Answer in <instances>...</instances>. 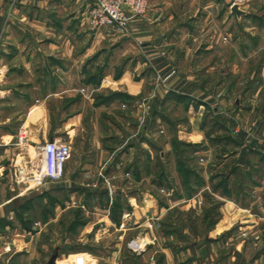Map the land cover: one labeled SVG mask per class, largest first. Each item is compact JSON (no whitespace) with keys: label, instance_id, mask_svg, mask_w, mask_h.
<instances>
[{"label":"crops","instance_id":"crops-1","mask_svg":"<svg viewBox=\"0 0 264 264\" xmlns=\"http://www.w3.org/2000/svg\"><path fill=\"white\" fill-rule=\"evenodd\" d=\"M223 1L230 2L206 3ZM151 2L149 19L132 24L133 42L115 43L110 50L106 40L111 36L87 26L93 0H0V21L8 41L0 64V103H11L14 97L29 103L23 108L13 103L0 106V229H5L0 230V242L9 249L17 244L31 248L14 252L21 264H44L45 260L50 264L55 254V264H70L71 260L75 264H128L124 246L133 241L148 245L140 255L131 254L134 264H264V253L224 249L230 242L240 243L239 229L250 230L263 223L264 214L255 213V203L242 205L232 195L210 189L219 172L228 190L238 186L250 197L262 195L264 63H259L257 73L231 80L221 93L218 47L197 46L190 62L187 44L172 41L187 29H167L176 17L169 7L171 0ZM250 15L262 18L243 12V17ZM186 26L193 32V26ZM162 36L167 38L161 41ZM112 51L121 59L133 54L120 74L107 64ZM198 52L213 58L204 74L206 80L198 66L203 58ZM229 62L231 68L223 79L241 77L243 70L234 56ZM15 82L33 86L30 89L37 96L6 86ZM60 84L66 85L65 92L58 90ZM82 87L86 92L93 88L98 95H86L80 91ZM64 96L70 99V114L55 125L49 101ZM175 100L185 102V120L166 130L160 123L162 119L172 121L167 110L171 103L181 105ZM87 115L96 118L88 121ZM163 129L169 135H163ZM22 130L28 133L27 145L18 142ZM60 139L72 147L64 179L32 181L43 167L42 147ZM174 139L198 146L193 157L201 166L199 177L205 187L194 194L196 198L184 191L174 195L176 187L166 188L177 178L168 172L162 175L161 190L166 194H156L153 163L156 158L167 162ZM205 191L222 202V215L207 236L188 240L202 243L204 239L208 249L168 246L171 238L160 235L159 225L192 201L197 202L201 216ZM60 192L71 197L64 206L59 203ZM115 205H122L117 221ZM71 209L77 211L81 224L77 235L65 237L70 250L55 251L49 258L48 251H36V245L47 236L44 229H52L61 214ZM258 209L264 212L261 204ZM6 255L8 252L0 255V260Z\"/></svg>","mask_w":264,"mask_h":264},{"label":"rangeland","instance_id":"rangeland-1","mask_svg":"<svg viewBox=\"0 0 264 264\" xmlns=\"http://www.w3.org/2000/svg\"><path fill=\"white\" fill-rule=\"evenodd\" d=\"M149 1L150 8H152V2L151 0ZM206 1L207 0H189L186 3L185 0H171L169 7L173 10L176 17L171 20V22L168 24L169 26L167 27V29H187V31L182 33L181 36H174L172 38V41L173 43L187 44L190 49V62L191 59H193V57L195 56V49L197 48V46L206 44L208 46L213 45L215 47H218V51L216 50L217 56H219V61L217 63V68L219 70L220 75L218 77V87L221 93H224L228 89L231 80L239 81L243 78V76L247 77L248 73L252 74L254 71H256L257 73V70H259V63H264V0H230L228 4L224 1L219 2L218 4H210L209 2L206 3ZM234 7L238 8L240 14L233 12ZM244 11H250V13L254 16L262 15V18L258 19L252 17L251 15L249 17H243ZM150 14L151 10L148 18L140 20L147 21L150 17ZM133 22L131 23L127 31L120 29L104 28L94 32L104 31L108 35H110L111 38L106 40V44L108 46V49L113 50V48L110 47L113 46V44L115 43L122 42L129 45L131 42H133ZM186 24H190V26H193V32L189 31ZM2 28L3 21H0V64L3 61L2 57L4 55V49H7L6 45L8 42L7 37L3 33ZM243 29L244 31L246 29L245 33L243 32ZM159 38H161L160 40L162 41L163 39L165 40L167 37L162 36ZM10 52L11 54H14L12 51ZM108 55L109 56L106 58L107 60L105 59L108 62L107 64H110L112 71L117 74H120V72H122L125 67L129 64L128 62L130 56L133 54L131 53L130 56H124V58L122 59L120 58V56H118V54L115 55L113 51L109 52ZM196 55H198L200 59L201 57H203L199 62L198 66L199 69L203 70L202 73L204 77L205 71L208 69L211 61H213V58L211 55L205 56L204 53L199 54V52ZM231 55L232 57L234 56V61L236 62L235 64L239 65V67L242 68L243 74L241 75V77L230 75L228 79L224 80L223 78L228 76L226 75V71L230 70L231 68L229 64ZM99 71L100 69L96 70L95 73L98 75ZM203 79L206 80L205 77ZM222 82H224V84H222ZM6 86H13L16 90L22 92L27 91L32 97L37 96V94H34V91L30 89L33 86L24 87V85H20L17 82H15L14 84L9 83ZM56 86H58L59 91L64 90L65 92L67 89L66 85L64 84ZM215 86L216 85H214L213 87ZM54 89H56V87ZM92 89L93 88H91L90 91L86 92L83 91L85 90V88L83 89L82 87L80 91L82 93L86 92L85 94L89 96H92V94L93 96L96 94L98 95V93L92 92ZM22 101V99H17L14 97V100L11 101V103L15 104L16 107L20 108L29 106V103L27 104V102ZM174 102H177V104L181 103V105L179 106L175 103H171L170 108L167 110V113L170 116L169 118H171L172 121L162 119L160 123V125L164 126V129L166 130L167 127L171 129L172 125H176L178 122H183L185 120V102H179L177 100H175ZM11 103H6L2 105L0 103V106H11ZM49 104L52 109L54 123L56 122L55 125H60L62 121L68 117V114H70V99L64 96L62 99L49 101ZM99 117L102 119V121L108 120V117ZM92 118L95 119L96 117H94V115L86 116V119L88 121H90ZM164 129L162 130L163 135H169V131L166 132L164 131ZM157 135L158 134H156V136ZM167 139H170V137H168ZM163 140L164 139L161 138V140L159 141V147H162L161 145L163 143ZM162 151H165V149H162ZM181 151H184L185 154H182L183 152ZM193 155V148H188L186 150L183 149V147L178 146L176 150L173 147V150L170 153V157L167 158V162L166 160L161 161L156 158L153 163V173L155 175L156 184L158 183V180H156L158 176L162 175L163 172H165L164 175H166V173L168 172L169 175H175V177L177 178L174 181H170V183H168L169 186H166V188L176 187L175 191L173 192L174 195H179L181 191H184L188 195H190L189 198H196L194 194L199 190L203 189L205 185L203 179L199 177L201 166L198 163V160H195ZM180 169L187 170L190 173L187 172L188 174L184 175L183 177V174L180 172ZM178 175H181L182 177L178 178ZM215 176L218 177V180L216 181L214 187L210 188L212 192L216 190L220 194H224L227 196L232 195V197L235 198L242 205H246L249 202H251L252 204L255 203V207H257H254V211L255 209H257L255 213L258 216H262V214H264V212L258 209V206L260 204L264 206V190L261 196L257 195V197H250L249 193L245 189L238 186L228 190L226 187V180L224 179V176L219 172H217ZM157 188L156 194L160 195V197H163L162 195H165L166 192L164 190H161V187L157 186ZM203 194L205 195L203 201L205 211L203 210L204 212L201 216L199 211H197V202L192 201L188 202L185 208L174 210L170 214V217L167 220L163 221L161 225H159L158 229L160 235H164L165 237L171 238V242H168V240L166 241L168 242V246H172L176 249H180L181 246H186L188 248H192L193 250H195L193 248L195 246H199L205 250L208 249L209 245L208 243L207 245H205L204 239L202 243H191L188 240L189 238H194L195 236H207L210 230L212 229V226L214 225L215 221L222 215V211L220 210V205L222 202H220L219 199L212 197L209 194V191H205ZM58 199L60 205L64 206L65 204L70 202L71 197L66 192H60ZM116 215L118 216V214ZM77 217V211L72 209L68 212H65L64 214H61L59 223L56 226H52V229H50V227L48 228V230L44 229L43 233L44 235H47L42 240L44 243L37 244L34 249H36V251L38 252L40 250L48 251V258L51 257L55 251H57V253L60 252L62 254L64 251L70 250V243H64L65 237H70L71 234L77 235L80 229L79 226L81 224V221L79 222ZM200 219H203L202 221L204 222H200ZM0 230L1 232H3L5 229ZM238 232L241 236L240 239H242L241 241H239L240 243L236 244L230 242L224 245L225 251L232 249V251H238L240 250V248H245L246 251L252 254L264 253V222L259 223L258 226L250 230L239 229ZM184 240H186L185 243H183ZM138 243L140 245L139 248L133 246L132 242H129L126 246H124L127 255V258L125 260L126 263L134 264L135 260L131 259V257H133L132 255L135 254L136 257V255H140L143 251L147 250L148 245L146 246V244H144L142 241H138ZM109 246L112 247L114 245L111 244ZM6 247L7 245L2 244V242H0V255L8 252V255H6L7 257L5 258V260H0V264H21L20 260L17 259L16 256H14V252H25L27 251V249L28 251L31 250V248H21L20 244H17L16 248L14 249H9L8 247ZM46 262L47 260H45L44 264ZM151 262H155V260L151 259ZM71 263L75 264L74 260H71L70 264ZM84 263L86 264L87 262L84 261Z\"/></svg>","mask_w":264,"mask_h":264},{"label":"built area","instance_id":"built-area-1","mask_svg":"<svg viewBox=\"0 0 264 264\" xmlns=\"http://www.w3.org/2000/svg\"><path fill=\"white\" fill-rule=\"evenodd\" d=\"M149 0H93L90 6L87 20L91 31H99L104 28L120 29L127 31L133 21L146 19L150 13ZM20 145L28 144V133L22 130L18 136ZM43 167L32 181L42 183L51 179L62 181L65 177L67 162L72 156V147L65 140H57L42 147ZM133 246L140 247L133 241Z\"/></svg>","mask_w":264,"mask_h":264},{"label":"trees","instance_id":"trees-1","mask_svg":"<svg viewBox=\"0 0 264 264\" xmlns=\"http://www.w3.org/2000/svg\"><path fill=\"white\" fill-rule=\"evenodd\" d=\"M173 147L175 148V150L177 149V147L181 146L183 147V149H190V148H193V153L197 152L198 150V146H193V145H189V144H185V143H182L176 139L173 140V143H172ZM183 152L182 154H185L184 151H181ZM186 152V151H185ZM180 172L183 174L182 176L184 177V175L190 173L189 171L187 170H183V169H180ZM188 172V173H187ZM162 175L164 176V172L162 173ZM162 175H159L158 176V183L156 184L158 187H162L163 186V181H164V178H162ZM193 176H196V175H193ZM190 196V195H189ZM114 212H113V217L114 219L117 221L118 220V217L121 218V215H122V205H115L114 207ZM118 214V217L117 215Z\"/></svg>","mask_w":264,"mask_h":264},{"label":"water","instance_id":"water-1","mask_svg":"<svg viewBox=\"0 0 264 264\" xmlns=\"http://www.w3.org/2000/svg\"><path fill=\"white\" fill-rule=\"evenodd\" d=\"M233 12H234V13H237V14H240V11H238V8H237V7H234V8H233ZM57 257H58V255L55 254V255L52 257V259H51V263H50V264H55V262H56V260H57Z\"/></svg>","mask_w":264,"mask_h":264}]
</instances>
